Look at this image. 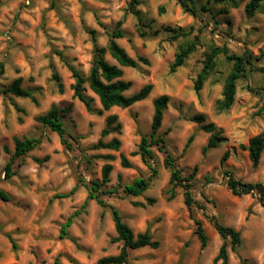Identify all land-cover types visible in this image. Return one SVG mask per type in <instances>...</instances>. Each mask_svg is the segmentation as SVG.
I'll use <instances>...</instances> for the list:
<instances>
[{"label":"rangeland","instance_id":"obj_1","mask_svg":"<svg viewBox=\"0 0 264 264\" xmlns=\"http://www.w3.org/2000/svg\"><path fill=\"white\" fill-rule=\"evenodd\" d=\"M130 1L0 0V91L21 78L22 88L36 100L34 104L0 93V189L9 198L0 199V264H97L103 257L117 255L122 244L114 241L110 211L94 200L83 206L86 185L101 180L105 165L111 168L105 189L113 193L102 196L103 201L121 213L134 235L147 230L158 243L156 248L129 251L128 264H213L224 242L226 264H263L264 210L255 192L233 195L226 186V173L264 186V149L253 163L240 148L264 132V3L248 17L244 7L249 0H236L235 7L210 4L208 12L199 11L196 16L184 12L177 0H138L132 10ZM164 28L174 30L171 36H187L171 40ZM114 29L123 33L117 43L130 57L143 56L149 62L121 68V80L131 83L126 95L146 84L152 90L145 100L128 108L102 111L98 98L85 85V95L92 99L88 112L73 97L74 80L68 66L86 75L94 45L89 31L95 32L96 45L105 47ZM187 40L195 43V51L170 73L175 53ZM213 47L235 55L247 52L255 67L245 80L238 81L231 108L221 113L215 110V102L231 69L224 56L215 58L199 95L193 88L205 55ZM105 59L117 65L107 53ZM53 70L61 80L62 94L52 80ZM161 95L168 97L158 131L166 133V150L183 177L197 168L190 183L195 202L191 209L185 206L180 187L175 188L173 199H167L169 172L163 166L164 154L155 147L150 164L156 173L148 188L137 197L123 193L124 185L151 176L140 156L131 154L150 131L152 101ZM52 106L61 111L71 149L35 120ZM66 108L69 111L63 114ZM198 114L223 131L225 141L218 148L203 151L209 133L191 121ZM109 116L117 117L120 132L101 137ZM189 137L192 140L187 144ZM29 138L39 143L14 159V175L5 180L3 169L13 155L15 140ZM113 138L119 141L117 150L90 149L99 139L107 143ZM225 151L229 155L221 164ZM121 154L128 168L121 166ZM71 216L67 237L60 239V228ZM210 217L239 233L238 247L231 249L229 240L214 230ZM194 220L202 224L204 249L195 235Z\"/></svg>","mask_w":264,"mask_h":264},{"label":"trees","instance_id":"obj_2","mask_svg":"<svg viewBox=\"0 0 264 264\" xmlns=\"http://www.w3.org/2000/svg\"><path fill=\"white\" fill-rule=\"evenodd\" d=\"M184 12H188L193 16H196L199 11L208 12L207 6L210 4L215 5H230L231 7L236 6V0H177ZM202 1L204 3L202 4ZM264 3V0H249L244 7L245 14L251 17L256 10ZM138 4V0H131L129 5L130 9H134V5ZM226 14L227 11L221 12ZM133 15L136 16L138 22L140 18L137 12L133 11ZM140 28V27H139ZM139 33L141 36L144 35V31L140 28ZM170 36L171 40L177 39V37H186V34H175L174 30L170 28H164ZM91 39L94 43L93 54L88 73L85 75L79 70L69 65L68 69L74 80V84L71 86L73 92V97L80 101L86 111L91 112V102L92 99L86 97L85 92L87 85L88 89L98 98L99 104L102 111H108L113 107L118 108H128L135 103L145 100L151 90L152 86L150 84L144 85L137 92L126 95V92L130 89L131 83L129 81L121 80L122 69L121 68H135L137 64L148 65V60L143 56H138L136 58L130 57L125 50L119 46L117 43L118 39L123 37V33L114 29L108 34V42L105 47H99L95 43V32L93 30L89 31ZM195 51V43L193 41H185V43L179 46L177 52L174 55L172 64L170 65L169 72L173 73L177 68L181 67L185 60ZM108 54L117 65L109 64L105 59V54ZM219 55L225 57V59L231 63V69L224 79L221 97L215 102V110L218 113L228 111L233 102L236 93L237 83L240 80H245L248 72L255 70L252 63L251 56L246 52L242 55L230 54L226 48H211L210 52L205 55V59L202 62V68L197 74L193 81V88L197 95H199L203 84L207 81L210 73L214 68L215 58ZM1 68V65H0ZM52 80L56 85V90L59 94L63 93V86L58 74L53 70L51 74ZM2 95L29 99L32 103L36 104V100L32 96L31 92L24 90L22 88V79L16 78L10 82V84L3 90L0 91ZM168 104V97L166 95H161L152 101L153 115L151 119L150 131L140 138V142L137 146V150L131 155H139L142 162L151 170V176L148 179L136 178L130 184L123 186V193L126 196L137 197L143 194V192L148 188L151 177L155 175V170L151 167L150 161L153 159V154L151 148L155 147L159 152L164 154L163 166L169 172V185L167 199L171 200L175 196V188L180 187L183 190V201L188 209L195 204L191 196V180L193 179L196 167L187 177L181 175V170L176 165V159L172 154L166 150V145L164 141L165 132L159 134V128L161 126V121L163 117V112L165 111ZM17 111L24 113L23 110L16 107ZM68 108L62 111L63 114H67ZM264 111V110H263ZM59 111L55 106H52L45 114L39 115L35 120L48 127L52 132H54L59 139V143L66 149H71L72 145L68 141V135L64 127L63 121ZM19 121H21L19 119ZM193 123L200 124V129L209 133V138L203 149L205 152L208 149L218 148L224 141L223 131L217 128L211 122H205L203 115H194L191 118ZM120 132V124L117 122L116 116H109L106 119L105 127L101 132V137L107 136L109 134ZM192 137H189L187 144L190 143ZM39 141L34 138L15 140V147L13 155L7 161L3 169L4 179L7 180L11 178L13 173V161L16 158L23 157L26 153L33 150ZM119 141L117 139H111L109 142L104 143L102 139H99L90 149L100 150L109 149L117 150L119 147ZM242 150L247 151L250 160L253 163H257L261 152L264 149V132L249 139L246 146H240ZM228 151H225L220 158V163H224L228 158ZM120 164L124 168L129 167V162L124 155H120ZM111 168L109 165H105L102 168V175L100 181H91L86 188L88 194L83 206L86 205L87 201L94 200L100 207L107 208L110 211L111 219L113 222L116 237L115 242H120L122 244L119 253L115 256L103 257L98 260L97 264H128V253L129 251L140 249L143 247H158V243L153 241L149 232L146 230L143 233L134 235L128 225L124 222L121 213L114 207L106 204L102 196L107 194H112V191L105 189L106 184L109 182V174ZM227 182L226 186L229 191L235 196L249 195L254 192L258 196V202L261 208L264 210V186L260 183H246L233 178L231 173H226ZM115 192V191H114ZM0 199L2 201H8L9 198L7 194L0 189ZM75 215V214H74ZM209 220L212 222L214 230L223 239L229 240L231 249L234 250L240 244V235L237 231L230 227L223 226L215 217H210ZM72 223V216L69 217L66 222L60 228L59 238L62 239L67 237V228ZM195 224V235L200 243V248L204 249L206 246V236L204 234L202 224L199 220H194ZM13 247L15 245L13 244ZM220 261V264L227 263V252L225 242L219 249V252L214 259L213 264ZM264 264V263H263Z\"/></svg>","mask_w":264,"mask_h":264}]
</instances>
